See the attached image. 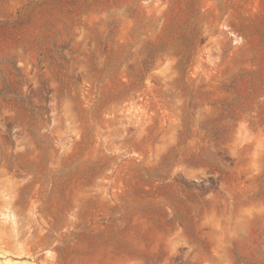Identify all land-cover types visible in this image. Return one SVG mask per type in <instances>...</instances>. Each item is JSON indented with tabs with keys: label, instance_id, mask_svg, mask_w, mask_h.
Returning <instances> with one entry per match:
<instances>
[{
	"label": "rangeland",
	"instance_id": "1",
	"mask_svg": "<svg viewBox=\"0 0 264 264\" xmlns=\"http://www.w3.org/2000/svg\"><path fill=\"white\" fill-rule=\"evenodd\" d=\"M0 264H264V0H0Z\"/></svg>",
	"mask_w": 264,
	"mask_h": 264
}]
</instances>
